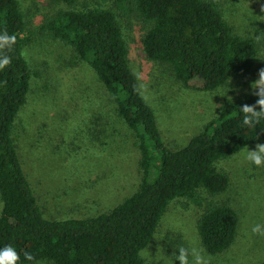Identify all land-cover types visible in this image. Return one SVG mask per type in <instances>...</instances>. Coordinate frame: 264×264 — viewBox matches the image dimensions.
I'll use <instances>...</instances> for the list:
<instances>
[{"label": "trees", "instance_id": "trees-1", "mask_svg": "<svg viewBox=\"0 0 264 264\" xmlns=\"http://www.w3.org/2000/svg\"><path fill=\"white\" fill-rule=\"evenodd\" d=\"M68 6L41 27L74 52L72 63H87L114 101L117 116L138 140L142 173L138 189L108 212L85 218H47L30 185L13 139L16 120L28 101L34 78L25 48L34 41L20 0H0V32L16 37L4 50L10 65L0 71V247L12 245L19 264H146L142 252L155 239L170 205L186 199L203 211L197 232L205 251L223 254L236 242L240 216L227 203L205 204L204 194L227 191L229 176L219 160L264 143V120L242 123L240 107L256 105L254 93L227 102L189 143L173 150L160 132L153 108L143 96L129 61L123 27L112 9L78 0H54ZM151 24L143 39L147 57L171 66L186 88L214 91L250 74L259 56L256 37L236 34L217 0H131ZM199 81L202 86H194ZM34 257L24 260V253Z\"/></svg>", "mask_w": 264, "mask_h": 264}, {"label": "rangeland", "instance_id": "rangeland-1", "mask_svg": "<svg viewBox=\"0 0 264 264\" xmlns=\"http://www.w3.org/2000/svg\"><path fill=\"white\" fill-rule=\"evenodd\" d=\"M78 1V7L116 12L129 46L130 65L165 143L173 150L186 146L218 117L224 104L259 91L255 82L264 70V0H217L236 34L257 38L259 56L250 74L208 92L184 87L171 66L147 57L143 39L151 24L140 17L131 0ZM20 4L28 31L35 33L25 55L42 74L33 79L12 134L30 185L49 219L108 212L141 183L137 137L115 113L111 94L91 67L81 61L73 64L71 46L40 31L49 18L69 7L54 0H20ZM192 85L202 86L199 81ZM247 148L255 150L256 145ZM247 148L216 163L229 176L227 191L203 195L207 205L227 203L238 212L234 245L223 254L207 253L197 232L203 210L178 199L164 215L152 244L142 252L146 264H173L181 246L202 248L208 264H264V235L251 232L254 224L264 225V166L244 159ZM2 209L0 196V214Z\"/></svg>", "mask_w": 264, "mask_h": 264}, {"label": "clouds", "instance_id": "clouds-1", "mask_svg": "<svg viewBox=\"0 0 264 264\" xmlns=\"http://www.w3.org/2000/svg\"><path fill=\"white\" fill-rule=\"evenodd\" d=\"M16 43V37L9 35L7 32H0V71L6 69L11 59L8 55L4 54V50L10 48L11 45ZM260 78L255 82L259 91L255 94L259 97L256 105H244L240 107L242 113V123L245 126L253 127L261 120H264V70L260 71ZM244 159L255 165L256 167L264 166V143L256 145L255 150L248 148L243 153ZM252 234L264 235V225L254 224L251 227ZM24 260L33 262L34 257L28 252L24 253ZM179 261L180 264H208V260L202 248L198 246L179 247L175 254L174 260ZM20 255L12 245H5L0 247V264H19Z\"/></svg>", "mask_w": 264, "mask_h": 264}]
</instances>
